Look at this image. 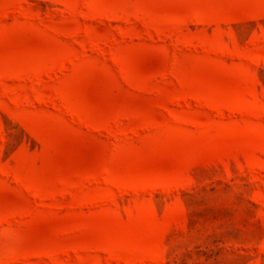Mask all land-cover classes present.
Returning <instances> with one entry per match:
<instances>
[{
	"label": "rangeland",
	"instance_id": "rangeland-1",
	"mask_svg": "<svg viewBox=\"0 0 264 264\" xmlns=\"http://www.w3.org/2000/svg\"><path fill=\"white\" fill-rule=\"evenodd\" d=\"M0 264H264V0H0Z\"/></svg>",
	"mask_w": 264,
	"mask_h": 264
}]
</instances>
